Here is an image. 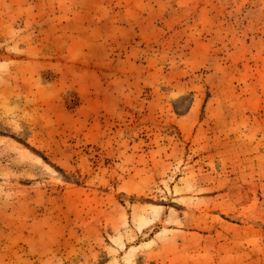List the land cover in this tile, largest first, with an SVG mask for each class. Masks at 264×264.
Wrapping results in <instances>:
<instances>
[{
    "label": "rangeland",
    "instance_id": "obj_1",
    "mask_svg": "<svg viewBox=\"0 0 264 264\" xmlns=\"http://www.w3.org/2000/svg\"><path fill=\"white\" fill-rule=\"evenodd\" d=\"M0 264H264V0H0Z\"/></svg>",
    "mask_w": 264,
    "mask_h": 264
}]
</instances>
